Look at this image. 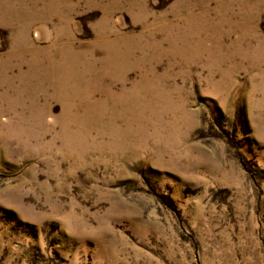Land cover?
<instances>
[{
    "label": "rangeland",
    "instance_id": "1",
    "mask_svg": "<svg viewBox=\"0 0 264 264\" xmlns=\"http://www.w3.org/2000/svg\"><path fill=\"white\" fill-rule=\"evenodd\" d=\"M0 264H264V0H0Z\"/></svg>",
    "mask_w": 264,
    "mask_h": 264
}]
</instances>
